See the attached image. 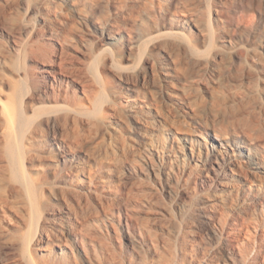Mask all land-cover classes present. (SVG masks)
Instances as JSON below:
<instances>
[{
    "label": "rangeland",
    "instance_id": "374dc122",
    "mask_svg": "<svg viewBox=\"0 0 264 264\" xmlns=\"http://www.w3.org/2000/svg\"><path fill=\"white\" fill-rule=\"evenodd\" d=\"M234 1L0 0V264H45L55 239L46 226L60 215L106 264H128L121 252L128 213L160 236L133 264H264L260 213L245 217V254L236 248L235 261L213 260L206 233L210 244L200 249L180 232L199 168L187 156L192 143L217 150L210 134L218 132L264 160V16L231 37L217 10ZM248 6L241 13L252 19ZM245 35L253 42L232 63ZM55 91L59 106L46 105ZM23 128L19 166L6 148ZM23 170L37 182L35 212ZM241 203L234 196L220 215ZM108 250L118 260L110 262Z\"/></svg>",
    "mask_w": 264,
    "mask_h": 264
},
{
    "label": "bare ground",
    "instance_id": "6f19581e",
    "mask_svg": "<svg viewBox=\"0 0 264 264\" xmlns=\"http://www.w3.org/2000/svg\"><path fill=\"white\" fill-rule=\"evenodd\" d=\"M249 4H251V7L253 6L254 8L253 10L254 18L252 19L247 17L245 14L241 13V10L244 9V7L248 6ZM217 11H219V20L223 19V21H225L229 25V30L228 28L227 30L229 32V35L232 37L233 35L236 36V33H239L245 30L246 28H253V26H256V24L260 25L261 21H263V16H264V0H235L231 8L229 9L221 8L220 10ZM83 17H78V18H80L79 19L80 21H84L85 18ZM245 25L248 27L243 29V26ZM252 42L253 41L249 37V35L243 36L239 45H237L236 47H234L232 51H230L231 62L233 63L243 58L246 55V51H247L246 44ZM143 69L144 70L147 69V66H144ZM165 73L168 77L171 75V72H169V70H167ZM128 88L133 90L136 89V87H131V85H129ZM59 96H60L59 93L55 91L54 94H47L44 100L46 103L49 102L50 105L56 103V105L59 106V102H60ZM46 105H48V103ZM10 112L7 114H9V118H12L11 122H13L14 117L10 116V114L12 113ZM10 120L11 119L8 120L9 123H11ZM14 120L16 122L17 118H15ZM26 120L27 119L25 118V121ZM28 122L32 123L34 121L31 118H28ZM207 125L209 126V124ZM26 126H27V122L24 123V127ZM21 127H23L22 124ZM27 128H29V124ZM25 131L28 130L26 129ZM25 131L23 128L22 130L19 129V132L16 134H14L13 132L9 134L10 139L8 140L9 142L6 148L8 150L7 153L10 154V156L9 154L8 156L11 157L12 161L17 165L21 163L23 153L25 151L24 140L26 137L25 135H27ZM210 137H211V143L213 144V146L214 145L217 146V150L210 148L208 144H206L207 150L202 151L194 143H192L191 144L192 147H190L191 151L189 152L187 151L188 152L187 156L189 157V159L195 162V164H197L199 168L197 174L193 178L194 185L192 188L193 190L191 191L192 202L191 204L187 206L185 205L184 207V213H183L184 217L182 219V224H181L182 230L180 232L183 231L185 233H188L192 237L189 240V242L192 243V246H196L197 248L200 249L205 248L209 243L207 242V237L205 236L206 233L208 235V240L214 241L213 247H214L215 255L213 256L214 257L213 260L222 258L225 260L232 259L233 261H235L238 258V252H236V248L239 249L240 255L244 256L245 254V247L243 244H241L242 243L241 234L244 232L245 226L243 224V221L245 217L247 215H252L255 213H260L264 215V160L263 158H261V156L254 153V149H253L254 147H250L247 145H243V143L241 144L240 142L233 141L234 139L233 140L228 139L224 134H218V132L215 134L211 133ZM59 153L62 155L63 151H59ZM60 160H61V164L67 163V158L64 155H62ZM228 168L229 170H231V172L228 171ZM22 173H23L22 175L23 179L21 185L23 184L22 187L24 188L23 189L21 187L20 188L22 190L25 189L24 192L27 193L26 195L27 197L29 196L31 202V205H29L28 207H31L29 209L30 210L33 209V212H35L37 210L36 208H38L36 207V199H35L38 197L37 195H35V192H37L36 191L37 187L35 186L37 182L34 183L36 180L34 181L32 177H28L25 174L26 172L24 173V170ZM19 178L22 177L19 176ZM234 196L236 197L237 200L241 199L242 203L237 204L238 206L232 205L230 209L226 211L227 213L224 216L223 215L221 216L220 215L221 212L220 208L222 207L221 205L223 204L225 205L229 203V201L232 200ZM23 198L24 197H22V199ZM24 199L26 200L27 198ZM26 201L28 202V200ZM30 213H32V211H30ZM35 216L36 214L34 213L33 220L31 222L32 224H34ZM133 216L134 215L132 213H128L127 215H125L124 217L125 229H123L121 234L123 238V243H122L123 245L121 246V252L124 254L125 257H127L128 264H133V262L137 258L142 257L144 255L145 249L150 246V243L158 245V242L160 241L159 233L152 230L144 222L141 223V221L134 220ZM191 217L195 218V222L197 224L196 228H190L189 220ZM149 218L150 217H148L147 220ZM30 219H32V217ZM144 220L146 221V219ZM36 226L39 227V225ZM50 226H52L51 228H53L54 231V237H55V239L53 240L54 248L49 250L47 254L48 257L45 260V264H106L105 261L106 257L104 258L103 255L100 256L97 252L96 247L94 249L95 252L89 249L84 242V238L80 237L76 232H74L75 229L73 230L71 224L68 223L63 216L60 215L57 217V219L54 218L53 224L49 223L47 224L46 227L50 229ZM227 228H230V230H227ZM49 234L50 233H48V235ZM262 235H263L262 239L258 241L260 245L258 254H261L264 251V234ZM36 236L37 235H35V237ZM35 237H29V239L27 238L28 242L26 246H28L29 249L32 248L31 246L34 244ZM250 237L252 239H256L253 237L252 234H250ZM69 240H71L72 244H74L75 247V252L73 251V255L71 256H68L66 254V249L64 247V245H66L65 242ZM78 241H81L83 243V252L82 249L80 251V246H78ZM108 251L110 254L108 257L110 262H114L118 260V253H116L114 250L113 251L108 250ZM256 259L257 257H254V260ZM207 264H211V263H207ZM228 264H232V263L229 262Z\"/></svg>",
    "mask_w": 264,
    "mask_h": 264
}]
</instances>
